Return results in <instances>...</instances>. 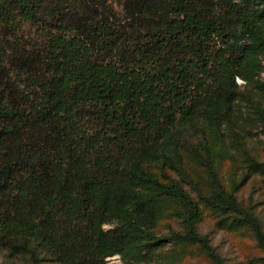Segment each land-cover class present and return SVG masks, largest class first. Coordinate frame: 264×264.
I'll list each match as a JSON object with an SVG mask.
<instances>
[{"label": "trees", "instance_id": "16d2710c", "mask_svg": "<svg viewBox=\"0 0 264 264\" xmlns=\"http://www.w3.org/2000/svg\"><path fill=\"white\" fill-rule=\"evenodd\" d=\"M219 2L124 0L119 18L108 0H0V231L63 263L140 260L157 246L141 233L153 226L158 198L183 202L187 213L177 214L189 223L198 211L177 182L138 163L145 157L173 169L206 205L232 213L264 254L260 220L238 203L237 184L221 185L208 147L200 160L212 186L206 194L173 139L198 115L226 120L235 78L260 68L264 32L252 11ZM115 219L119 226L103 227ZM170 238L226 264L191 226Z\"/></svg>", "mask_w": 264, "mask_h": 264}, {"label": "rangeland", "instance_id": "374dc122", "mask_svg": "<svg viewBox=\"0 0 264 264\" xmlns=\"http://www.w3.org/2000/svg\"><path fill=\"white\" fill-rule=\"evenodd\" d=\"M243 3L252 11V18L264 32V16L259 13L261 0ZM206 5H217L219 0H205ZM116 17L124 18V0H108ZM248 4V5H246ZM253 10L255 12H253ZM29 29L24 34L28 33ZM226 33V30L224 29ZM226 35V34H225ZM229 37V36H227ZM260 68L248 80L235 78L236 96L228 111L226 120L212 122L206 115H198L191 123L180 125L173 132V139L180 155L182 167L201 188L203 193L212 191L206 167L200 161L205 158L208 147L212 154L217 178L229 190L237 184L234 196L238 203L252 212L264 230V52L256 55ZM12 68V70H11ZM10 73H13L11 67ZM14 77V76H13ZM19 79V78H18ZM138 163L159 181L177 182L198 206L197 215L189 223L183 202L175 198L157 199L153 226L142 231V242L150 246L144 248L140 260L122 259L115 254L106 259L105 264H213L203 249L186 239L173 240L172 233H184L191 226L198 234L206 236L209 244L226 264H264V254L256 245L250 229L235 220L232 213H221L200 200L197 193L184 183L178 174L168 166H158L139 157ZM137 189V187H136ZM143 192H154L153 188H138ZM127 209L131 212L132 206ZM120 225L115 219L105 224V229ZM159 241V242H158ZM24 240L0 231V264H78L63 263L42 245L30 244L22 248Z\"/></svg>", "mask_w": 264, "mask_h": 264}]
</instances>
